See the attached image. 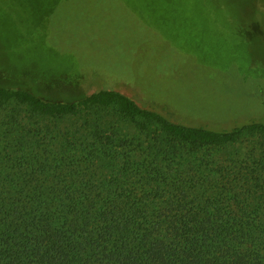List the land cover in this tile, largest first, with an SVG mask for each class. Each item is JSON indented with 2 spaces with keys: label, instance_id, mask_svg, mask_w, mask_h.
Here are the masks:
<instances>
[{
  "label": "trees",
  "instance_id": "trees-1",
  "mask_svg": "<svg viewBox=\"0 0 264 264\" xmlns=\"http://www.w3.org/2000/svg\"><path fill=\"white\" fill-rule=\"evenodd\" d=\"M62 1L35 0L33 22ZM82 92L0 79V264H264V121Z\"/></svg>",
  "mask_w": 264,
  "mask_h": 264
},
{
  "label": "rangeland",
  "instance_id": "rangeland-1",
  "mask_svg": "<svg viewBox=\"0 0 264 264\" xmlns=\"http://www.w3.org/2000/svg\"><path fill=\"white\" fill-rule=\"evenodd\" d=\"M34 9L0 0L5 82L64 99L115 88L217 128L264 121V0H63L51 22Z\"/></svg>",
  "mask_w": 264,
  "mask_h": 264
}]
</instances>
